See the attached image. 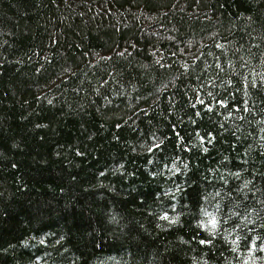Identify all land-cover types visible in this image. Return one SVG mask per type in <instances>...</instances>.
<instances>
[{"label": "trees", "instance_id": "trees-1", "mask_svg": "<svg viewBox=\"0 0 264 264\" xmlns=\"http://www.w3.org/2000/svg\"><path fill=\"white\" fill-rule=\"evenodd\" d=\"M0 264H264V0H0Z\"/></svg>", "mask_w": 264, "mask_h": 264}, {"label": "snow or ice", "instance_id": "snow-or-ice-1", "mask_svg": "<svg viewBox=\"0 0 264 264\" xmlns=\"http://www.w3.org/2000/svg\"><path fill=\"white\" fill-rule=\"evenodd\" d=\"M213 223H214V221H213Z\"/></svg>", "mask_w": 264, "mask_h": 264}]
</instances>
